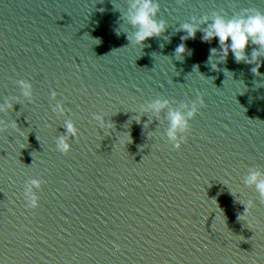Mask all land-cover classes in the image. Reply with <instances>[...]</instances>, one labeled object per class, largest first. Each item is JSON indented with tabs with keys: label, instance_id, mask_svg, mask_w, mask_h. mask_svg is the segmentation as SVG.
I'll return each instance as SVG.
<instances>
[{
	"label": "water",
	"instance_id": "water-1",
	"mask_svg": "<svg viewBox=\"0 0 264 264\" xmlns=\"http://www.w3.org/2000/svg\"><path fill=\"white\" fill-rule=\"evenodd\" d=\"M159 2L167 31L135 45L128 0H0V103H14L0 119L20 127L0 133V264H264V203L244 183L251 167L264 171V63L257 76L230 52L213 69L218 38L177 31L215 11L264 12V0ZM198 93L206 107L176 150L167 110L157 119L140 106L163 97L179 109ZM67 120L80 136L64 154ZM32 178L44 182L35 209ZM248 199L257 206L244 214Z\"/></svg>",
	"mask_w": 264,
	"mask_h": 264
},
{
	"label": "clouds",
	"instance_id": "clouds-1",
	"mask_svg": "<svg viewBox=\"0 0 264 264\" xmlns=\"http://www.w3.org/2000/svg\"><path fill=\"white\" fill-rule=\"evenodd\" d=\"M180 5H183L185 0H177ZM103 11V9H101ZM161 11L159 0H128L127 10L122 14L121 20L127 21L132 26L134 31L126 32L127 39L135 45H145L149 38L159 37L167 31L168 23L164 19H159L158 14ZM206 25V26H205ZM177 31H183L186 34L181 36L182 41L194 39L198 31L203 32L202 41L211 43L214 38H218L220 48H211L209 61L216 60V63H210L213 69H217L220 63H226L229 53L234 55L237 63H248L255 65L251 71L257 76H260V67L264 61V12L257 8H245L243 14H235L230 18L220 11H215L211 16L205 14L201 17L193 16L191 22L182 23ZM119 35V32L117 33ZM99 44L100 40L95 39ZM254 45L249 56L246 52L249 45ZM190 54L185 43H181L175 49L176 57H184L185 54ZM182 60V59H181ZM208 61V62H209ZM198 67V66H197ZM22 95L28 99L34 97L33 84L25 79L17 81ZM53 97L57 96L54 91ZM173 101L167 98H157L148 104L140 106L143 113H154L159 119L167 110L166 119L169 121V126L166 131V136L169 142L176 150L181 149L183 143L187 142V134L191 131V120L196 117L201 108L206 107V101L202 93H198L197 98L191 101V104L184 102L179 109L170 108ZM14 108L12 100L0 103V112L7 113ZM54 111L58 114H65L63 102L56 105ZM94 118L98 121L101 127H115L112 121H106L101 114H94ZM141 119V118H140ZM148 122L145 123V127ZM16 120L11 123L0 119V133L6 132L9 129H19ZM66 132L57 137L56 148L61 153L67 154L72 149L70 143L71 138L79 139L80 130L73 120H67L64 124ZM44 182L41 179L32 178L25 184L24 196L26 198L28 208H38L40 206V197L35 191L42 187ZM244 183L249 187H254L258 193L260 203H264V171L257 167H251L244 177ZM246 205L244 214L254 209L257 204L253 199H248L242 202ZM241 219V216L238 217ZM119 245H117V249Z\"/></svg>",
	"mask_w": 264,
	"mask_h": 264
}]
</instances>
